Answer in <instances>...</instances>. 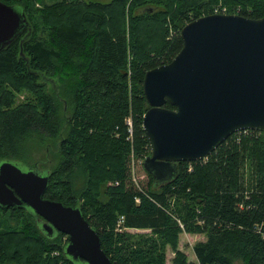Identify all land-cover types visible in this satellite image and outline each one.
<instances>
[{"label": "trees", "instance_id": "16d2710c", "mask_svg": "<svg viewBox=\"0 0 264 264\" xmlns=\"http://www.w3.org/2000/svg\"><path fill=\"white\" fill-rule=\"evenodd\" d=\"M0 1L28 21L0 51V163L48 173L44 197L79 208L112 264H165L166 246L183 233L206 241L194 247L197 262L177 251L172 264H264V132L233 134L158 188L145 168L147 180L134 173L151 153L145 74L171 63L183 27L221 1L228 14L261 19L264 0ZM48 141L57 144L52 167L34 162L35 146ZM40 221L30 209L0 208V264H74L68 237L50 236Z\"/></svg>", "mask_w": 264, "mask_h": 264}, {"label": "water", "instance_id": "95a60500", "mask_svg": "<svg viewBox=\"0 0 264 264\" xmlns=\"http://www.w3.org/2000/svg\"><path fill=\"white\" fill-rule=\"evenodd\" d=\"M27 28L21 8L0 2V51ZM180 36V53L148 71L143 83L151 148L143 165L156 188L178 177L180 163L208 159L233 134L264 132V17L208 15L188 23ZM49 183L46 172L1 162L0 208L30 209L47 234L66 235L72 263L112 264L79 208L44 197Z\"/></svg>", "mask_w": 264, "mask_h": 264}, {"label": "rangeland", "instance_id": "374dc122", "mask_svg": "<svg viewBox=\"0 0 264 264\" xmlns=\"http://www.w3.org/2000/svg\"><path fill=\"white\" fill-rule=\"evenodd\" d=\"M95 1L107 4V3H110L112 0H95ZM129 5H130V2L128 3L126 11L129 10ZM232 7H234V6H232ZM217 8H226L228 10L229 7L224 5L221 1L219 4L212 7V11H214ZM128 27H129V25L127 23V29H128ZM168 27H169L170 34H173L174 32L178 31L174 28V26L172 25L170 20H168ZM127 34H129L128 30H127ZM55 79L58 81V85H59L57 88V92L60 93L59 87H62V83L60 82V80L58 78H55ZM56 86H57L56 83H55V85H53L52 83H48V86H46V88H44L45 93H47L51 96L55 95L56 93L52 92L53 91L52 88H55ZM24 92L25 93H21V94L17 95V98H16L17 102L21 103L22 101H24V99L26 97H28L30 95L29 91L24 90ZM49 95H47V96H49ZM58 99L63 102L62 98H60L58 95H57V98L55 97V102H58ZM56 108L57 109H55V110L57 111L59 107L56 106ZM62 110H63V106H62V109H59L61 115L63 114ZM56 150H57V144H55V142H53V141H48V142H46L45 145H36L34 148V151H33L34 162H37V161L44 162L48 159L49 165H50V167H52L55 164L54 154H55ZM140 162H138V165H136V168L134 169V173L136 171H138L139 176L142 179L146 178L145 180H147L148 176H147V173L143 167V161H140ZM40 223L42 224L43 221H40ZM132 232H134V231H132ZM145 232H147V231H145ZM204 241H206L205 235H201V234L191 235V234H187V233L181 234L174 245H167L166 246V248H165V251H166L165 264H172V261L174 260L177 251L184 253L187 256V259L189 262H197L196 256L194 254V247L197 243L204 242ZM236 264H241V263L237 262Z\"/></svg>", "mask_w": 264, "mask_h": 264}, {"label": "built area", "instance_id": "2783aa9c", "mask_svg": "<svg viewBox=\"0 0 264 264\" xmlns=\"http://www.w3.org/2000/svg\"><path fill=\"white\" fill-rule=\"evenodd\" d=\"M214 15H222V14H227V9L226 8H217L214 10ZM128 124L131 126V121H128ZM130 133H132V129H130ZM123 223V218L119 222V227H121V224ZM54 255L58 256L59 253L55 252Z\"/></svg>", "mask_w": 264, "mask_h": 264}, {"label": "bare ground", "instance_id": "6f19581e", "mask_svg": "<svg viewBox=\"0 0 264 264\" xmlns=\"http://www.w3.org/2000/svg\"><path fill=\"white\" fill-rule=\"evenodd\" d=\"M1 2V1H0ZM3 3V2H2ZM3 4H5V3H3ZM6 5V4H5ZM8 6V5H7ZM246 131H254V130H246ZM243 132H245V131H243ZM256 132H260V131H256Z\"/></svg>", "mask_w": 264, "mask_h": 264}, {"label": "crops", "instance_id": "0c3cea01", "mask_svg": "<svg viewBox=\"0 0 264 264\" xmlns=\"http://www.w3.org/2000/svg\"><path fill=\"white\" fill-rule=\"evenodd\" d=\"M92 1H95V0H92ZM95 2H98V1H95ZM99 3H101V2H99Z\"/></svg>", "mask_w": 264, "mask_h": 264}]
</instances>
